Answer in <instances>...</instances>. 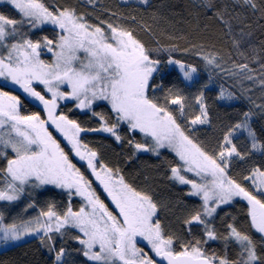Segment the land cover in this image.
<instances>
[{"label":"snow or ice","instance_id":"1","mask_svg":"<svg viewBox=\"0 0 264 264\" xmlns=\"http://www.w3.org/2000/svg\"><path fill=\"white\" fill-rule=\"evenodd\" d=\"M22 14L32 27L51 23L59 27L62 35L57 42L44 38V47L54 53L55 60L46 63L40 59L41 43L24 39L22 42L8 44L6 40L16 34V26L24 21L10 19L0 14V46L7 49L6 55H0V78L19 86L29 97L40 101L47 119L40 115H23L20 111L21 99L8 91L0 90V145L5 149L11 148L14 157L7 159V166L0 171L5 173L6 183L0 187V201H16L24 193L25 186L41 187L54 185L68 189L82 197L86 203L78 211H73L69 205L65 212L49 206L42 210L34 220L22 224H4L0 215V243L18 241L23 236L42 233L41 243L54 253L53 264H67L64 247L57 249L55 237H61L69 228H77L83 237H73L84 245L83 255L97 264H158L143 248L138 247L137 237L147 241L156 257L167 264H264V257L257 252V243L251 235L239 230L233 224H228L229 235L224 237L226 247L229 242L239 246V259L227 256L208 254L202 249V241L183 245L179 251L173 247V238L165 234L157 217L158 206L151 195L137 191L126 183L123 176L116 178L113 169L101 166L97 170L96 152L88 148L80 140V133L85 131L74 120L65 115H57L60 99H75L77 107L91 108L96 100L108 101L111 111L116 116V123L109 125L108 120L100 115L103 125L92 131L111 133L117 141L121 136L117 128L126 123L129 130H139L146 137H151V147L134 143L138 151H152L159 155L160 148H169L183 161L187 172L211 180L197 183L181 174L180 166L171 169L172 178L181 184H190L193 191L190 195H202L203 213L197 211L187 224L197 223L204 226L209 240L217 239L214 228L209 227V221L202 216H212L221 204H227L234 197H241L248 202L250 227L264 241V171L255 169L252 176L246 177L256 185L258 195L248 191L241 184L231 179L225 168L227 159L233 155L241 157L231 137L237 129H244L251 138V148L264 151V143H258L256 132L250 126L251 111L245 112L244 120L237 123L224 136L225 147L219 152L218 158L209 155L199 144L195 143L185 129L177 122L176 117L166 106H163L150 96L153 74L160 65L159 59L151 55L159 49H148L131 31L107 25L108 31L88 24L82 16L73 9L50 11L41 0H8ZM147 3L148 0H142ZM252 9L258 7L256 0H243ZM206 6L213 8L212 0H206ZM264 12V7L261 8ZM217 16L223 19L219 13ZM225 23H227L225 21ZM230 28V25H229ZM238 46L239 42H235ZM83 53V56H81ZM209 64L220 65L214 56H205ZM169 64L179 66L185 80L191 81L197 71L191 65H185L179 60L169 59ZM244 72L247 64L238 65ZM264 67V66H262ZM235 75V73H233ZM246 79H254L245 73ZM34 82L43 84L51 98L46 99L33 86ZM264 85V79L260 80ZM67 84L70 92H63L60 86ZM166 100L177 105L181 116H185L186 98L177 91L168 90ZM220 99H233L232 93L225 95L222 88ZM200 105L199 115L191 120V125L209 123L207 105L203 93L197 98ZM264 111V105H257ZM94 115H99L93 113ZM51 124L69 141L75 154L81 160H86L96 179L103 185L104 190L119 210L118 214L108 210L107 205L100 199L91 186V181L85 178L73 164L67 153L48 130ZM129 143H133L129 141ZM3 153L0 152V155ZM219 159L220 163L217 162ZM119 170H116L118 173ZM216 201L215 206L209 207V201ZM34 207V205H29ZM98 250H95L97 249Z\"/></svg>","mask_w":264,"mask_h":264}]
</instances>
